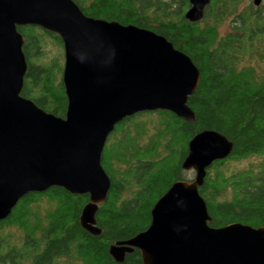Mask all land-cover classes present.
Listing matches in <instances>:
<instances>
[{
    "label": "trees",
    "instance_id": "1",
    "mask_svg": "<svg viewBox=\"0 0 264 264\" xmlns=\"http://www.w3.org/2000/svg\"><path fill=\"white\" fill-rule=\"evenodd\" d=\"M95 18L134 24L165 36L201 72L186 121L165 110L140 112L119 122L109 136L102 165L111 187L96 213L100 235L80 222L89 195L62 187L21 198L0 221V264H143L135 249L117 262L116 241L146 230L157 200L178 180L188 143L213 129L233 142L231 154L207 170L200 194L210 225L264 227V3L212 0L198 22L185 18L188 0H74ZM227 25V26H226ZM28 69L22 96L64 117V45L39 26H19Z\"/></svg>",
    "mask_w": 264,
    "mask_h": 264
},
{
    "label": "water",
    "instance_id": "2",
    "mask_svg": "<svg viewBox=\"0 0 264 264\" xmlns=\"http://www.w3.org/2000/svg\"><path fill=\"white\" fill-rule=\"evenodd\" d=\"M188 1L185 18L200 21L211 0ZM25 25L63 42L64 117L21 94L28 65L18 27ZM200 78L192 58L152 30L90 17L74 0H0V221L27 194L62 187L89 195L80 222L100 235L96 213L111 187L102 154L115 126L157 110L194 120L188 99ZM232 150L219 131L197 132L182 163L194 178L174 182L157 200L146 230L110 246L114 260L138 249L143 264H264V227L211 226L200 194L207 170Z\"/></svg>",
    "mask_w": 264,
    "mask_h": 264
},
{
    "label": "rangeland",
    "instance_id": "3",
    "mask_svg": "<svg viewBox=\"0 0 264 264\" xmlns=\"http://www.w3.org/2000/svg\"><path fill=\"white\" fill-rule=\"evenodd\" d=\"M253 4H254V3H253ZM226 26H227V25H226ZM263 69H264V67H263ZM187 172H189V178H190V179H188V180L193 179L194 176H195V172H194L193 170H191V171H187Z\"/></svg>",
    "mask_w": 264,
    "mask_h": 264
},
{
    "label": "flooded vegetation",
    "instance_id": "4",
    "mask_svg": "<svg viewBox=\"0 0 264 264\" xmlns=\"http://www.w3.org/2000/svg\"><path fill=\"white\" fill-rule=\"evenodd\" d=\"M212 1V0H211ZM211 3V2H210ZM252 3H254V0H252ZM263 3H264V0H261V2H260V4L258 5V6H256L255 4H253L254 5V7H256V8H259V7H261L262 5H263ZM208 6H209V4H208ZM207 6V7H208ZM207 7H206V10H207Z\"/></svg>",
    "mask_w": 264,
    "mask_h": 264
},
{
    "label": "bare ground",
    "instance_id": "5",
    "mask_svg": "<svg viewBox=\"0 0 264 264\" xmlns=\"http://www.w3.org/2000/svg\"><path fill=\"white\" fill-rule=\"evenodd\" d=\"M170 41V40H169ZM173 43V42H172ZM187 54V53H186ZM187 156V155H186Z\"/></svg>",
    "mask_w": 264,
    "mask_h": 264
}]
</instances>
